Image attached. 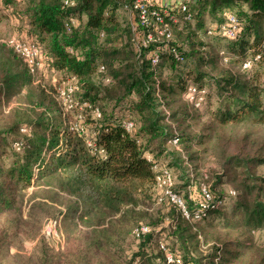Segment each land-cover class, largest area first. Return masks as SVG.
Here are the masks:
<instances>
[{
	"label": "trees",
	"instance_id": "trees-1",
	"mask_svg": "<svg viewBox=\"0 0 264 264\" xmlns=\"http://www.w3.org/2000/svg\"><path fill=\"white\" fill-rule=\"evenodd\" d=\"M72 1L73 6L64 5V0H0V20L5 17L13 27L5 33L0 26V218H4L0 250L8 238L21 233L18 216L26 202V220L31 225L27 238L38 235L43 218L61 221L66 247L58 259L63 264H156L149 249L154 243L155 255L162 257L159 241H165L183 264H264L263 259L246 258L254 247L250 232L264 228V178L248 172L263 164L264 158H235L236 166H243L237 189L230 190L235 194H220L209 184L206 188L211 200L199 220L183 218L168 198L166 202L176 215L164 220L166 225L159 229L140 222L135 210L156 185V172L147 161V153L158 167L165 166L171 173L175 168L184 169L185 155L175 148L185 147L193 135L180 127L188 116L189 104L181 99L187 85L205 88L201 107L189 105L193 110L202 109L209 100L207 87L199 82L208 78L216 85L218 93L230 103L219 117L221 123L250 116L255 122L264 120V85L257 84L254 75L264 68V0H196L189 5L191 20H183L180 14L179 25L169 19L175 12L169 13L165 23L171 38L162 47L151 44L147 48L137 47L133 40L137 22L132 13L134 23L127 29L116 19L115 10H125L120 0ZM147 3L151 9L156 8ZM205 13L217 18L213 24L202 32L200 26L188 28ZM229 15L238 24L233 38L220 30ZM71 17L75 25L68 22ZM16 27H20L21 37L41 48L49 70L58 75L54 82L36 81L3 42L18 35ZM174 28L188 31L184 39L173 36ZM202 36L228 40L237 46L238 56L223 49L220 56V49L216 58L227 65L235 56L241 73L218 67ZM156 49L159 62L153 66L150 56ZM245 61L250 66L243 69ZM165 65L174 71L186 68L182 75L163 78L159 70ZM71 77L79 86L74 99L88 106H73L63 114L54 94ZM12 100L18 105L5 111L4 104L8 107ZM77 115L81 116L83 135L70 128ZM124 121L133 122L131 131H126ZM87 138L93 141V148L87 145ZM159 155L167 160L161 162ZM29 188L32 190L27 196ZM200 190L185 199L171 188L191 217L202 201ZM229 199H235L231 213L241 216V231H227L212 237L214 241L209 243L196 226L225 211ZM141 225L148 226L150 232L136 239L132 232ZM128 236L136 250L128 255L113 251L114 242ZM200 246L208 247L210 253L202 256Z\"/></svg>",
	"mask_w": 264,
	"mask_h": 264
},
{
	"label": "rangeland",
	"instance_id": "rangeland-1",
	"mask_svg": "<svg viewBox=\"0 0 264 264\" xmlns=\"http://www.w3.org/2000/svg\"><path fill=\"white\" fill-rule=\"evenodd\" d=\"M146 1V0H145ZM148 1V0H147ZM171 4L175 6V0H169ZM166 2V0H155L152 5L159 8ZM150 3V2H149ZM162 4V5H161ZM167 8L170 4L167 3ZM163 6V11L167 8ZM115 16L123 29L129 28L134 23L133 18L129 12L118 7L115 10ZM174 19L177 24L180 22V14L175 13ZM217 18L209 15L208 13L203 14L197 24L188 26L191 30L194 26H200L202 32L205 27L210 26ZM0 26L4 32L12 30V24L6 21V18H1ZM20 26V25H19ZM173 36L179 39H184L187 32L180 31L176 28ZM23 30V29H22ZM13 31V30H12ZM15 34L19 37L21 34L20 27H16ZM191 33V31H189ZM21 37V36H20ZM203 44L211 56H217L218 50H227L229 53L238 56L236 52L237 46L231 45L228 40L210 39L201 37ZM189 56V54H188ZM216 64L223 70L231 68L233 71L240 72L238 59L234 56L230 63L225 65L216 58ZM184 66L179 67L178 70L174 71L169 68L168 65L164 66L159 70L161 77L168 78L170 76H176L178 73L181 75L185 72ZM211 69V68H210ZM213 73V72H211ZM239 73V74H240ZM243 75V74H240ZM255 79L256 83L261 86L264 85V68L256 71ZM55 78H58L57 74H54L51 70H47L40 80H46L48 82H54ZM254 79V80H255ZM202 85L206 86L209 91V100L207 104L200 110H193L183 98V92L181 94L182 101L187 105L188 116L185 118L184 123H181L180 127H186L188 132L193 134L192 140L186 141L185 147H176V151H182L184 160V169L178 171L176 168L172 169L173 178L171 180V188L175 189L184 198L189 199L193 197L194 193H197L201 187H208L209 184H213L214 189L220 194H227L230 190L237 189V184L242 177L243 166H236V159L242 161H254L256 158H264V120L262 122H255L252 117H244L242 120H229L226 123H221L219 117L222 112L228 109L230 103L218 93L216 85L208 78L200 81ZM18 105V102L12 100L9 102L8 107L4 104L5 111H8L9 107ZM7 107V108H6ZM238 116L239 113L237 114ZM73 122V121H71ZM228 158L230 164H226ZM159 160L165 162L167 157L159 155ZM257 177L264 178V163L251 168L248 172ZM194 185V186H192ZM192 186V187H191ZM32 188L27 190V196L30 194ZM25 196V198H27ZM190 196V197H189ZM165 189L155 185L149 192V195L141 200L140 204L135 207V210L139 213V221L148 224L153 229H159L160 226L166 224L164 220L170 219L176 215L173 209H170L168 202H166ZM185 198V199H186ZM235 199L228 200V206L225 211L218 213L210 219L201 222L196 226V230L199 233H204L208 237V242L211 243L214 236H223L227 231L232 234H237L240 228L241 216H233L232 208ZM27 209L28 204L24 202L21 215L19 230L21 233L15 235L14 238H8L6 246L3 245L0 250V264H63L62 260L58 259V254L61 253L66 247V237L63 230V225L59 221V226L56 229V235L53 237L44 236L42 229L45 223L53 218H43L39 223L38 235L34 238H27L31 233H28V228L31 227L30 223H27ZM60 218V217H59ZM4 218H0V227L3 225ZM24 224H23V223ZM231 224L230 227H225L224 224ZM1 230V229H0ZM165 235V233H162ZM161 235V236H162ZM167 237H165L166 239ZM250 242L252 243L253 249L248 252L246 258L258 261L264 260V228L254 230L249 234ZM201 240V237H199ZM169 246H172V242L169 241ZM133 239L128 236L121 238L114 242L113 251H120L122 254H130L132 249H135ZM205 246V245H204ZM210 245H208L209 247ZM208 247H201L199 253L203 256L210 253ZM136 250V249H135ZM152 254V258L155 257V263L161 264L162 257L157 254V248L153 243V246L149 249ZM45 258V260H44ZM159 258V260H157ZM245 258V259H246ZM97 260L99 258H96Z\"/></svg>",
	"mask_w": 264,
	"mask_h": 264
},
{
	"label": "built area",
	"instance_id": "built-area-1",
	"mask_svg": "<svg viewBox=\"0 0 264 264\" xmlns=\"http://www.w3.org/2000/svg\"><path fill=\"white\" fill-rule=\"evenodd\" d=\"M25 1V0H22ZM123 8L128 12L132 13L137 24L134 26L133 30L135 32L134 41L137 47L139 48H147L151 44H155L161 46V44H165L171 38V31L168 25L165 23V17L170 15L169 13L175 12L182 15L183 20H191V13L189 11V5L194 3L196 0H179L178 4L174 6L170 4V7L163 9L155 8L151 9L148 6L147 1L145 0H120ZM75 3L72 0H64V5L73 6ZM173 22L176 20L173 16H169ZM70 24L75 25V19L69 18L68 21ZM141 28L140 31L137 28ZM216 26H213L209 29V34ZM221 32L227 38H233L235 36L236 31L238 30L237 20L229 15L227 17V21L224 25L220 27ZM10 50L15 53L23 62L24 66L28 70V72L34 76L36 81H40V77L44 75V73L50 69V64L45 55L42 54L41 48L35 43V41L31 39H26L24 37H16L11 36L6 40H3ZM162 47V46H161ZM71 51V50H70ZM173 55L176 57L177 53L172 50ZM220 56L224 55V51L221 50L219 52ZM151 64L155 66L159 62V54L157 49L151 52ZM224 59V58H223ZM250 66L249 61H245L242 65L243 69H246ZM79 86L74 77L68 78L66 81H63L61 85L55 91L54 97L56 101L59 103V106L63 112V114H67L73 109V106H78V101L74 99V94L78 91ZM205 94V88H199L194 84H189L186 86L183 91L184 100L191 105L193 108H200L203 100V96ZM88 106L86 103L80 104L79 107ZM95 116L99 117V112L97 109L93 110ZM77 121L72 122L70 124L71 130L77 132L79 135H83L84 130L79 120L81 119L80 115H77ZM123 126L126 131H131L133 129L132 121H124ZM22 132L25 129H21ZM87 145L89 147H94L93 141L89 138L86 139ZM14 147L19 149L18 144H15ZM147 161L152 164L153 171L156 172L155 183L157 186L165 189V195L169 199L170 202L175 204L179 209L183 218L187 220H199L204 212L207 210L209 202L211 200L210 193L208 192L206 187H201V196L202 201L199 203V209L193 214L191 217L189 212L185 209L183 201L180 196L176 193L169 190L171 186V180L173 178L171 171L169 168L165 166L158 167L150 154L147 153ZM231 195H234V192H229ZM59 226V221L50 219L48 220L43 229L42 233L44 236L53 237L56 235V229ZM150 232V228L146 225H141L136 227L132 236L136 239L140 238V236L148 234ZM158 248L163 252L162 261L165 264H183L179 255L171 252L168 248V245L165 241H159ZM159 260V259H157Z\"/></svg>",
	"mask_w": 264,
	"mask_h": 264
},
{
	"label": "crops",
	"instance_id": "crops-1",
	"mask_svg": "<svg viewBox=\"0 0 264 264\" xmlns=\"http://www.w3.org/2000/svg\"><path fill=\"white\" fill-rule=\"evenodd\" d=\"M153 1H155V0H148V2H150V4L153 3ZM178 1H179V0H175V6L178 4ZM165 3H166V4H165ZM167 3H170V1H169V0H166V2H164L165 5H163V6H166ZM161 5H162V4H161ZM163 6H161V7H159V8L162 9Z\"/></svg>",
	"mask_w": 264,
	"mask_h": 264
}]
</instances>
